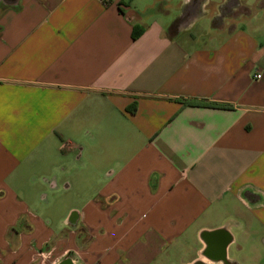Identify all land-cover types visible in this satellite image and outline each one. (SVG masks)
Here are the masks:
<instances>
[{
	"label": "crops",
	"instance_id": "1",
	"mask_svg": "<svg viewBox=\"0 0 264 264\" xmlns=\"http://www.w3.org/2000/svg\"><path fill=\"white\" fill-rule=\"evenodd\" d=\"M230 1L0 0V264H264V0Z\"/></svg>",
	"mask_w": 264,
	"mask_h": 264
},
{
	"label": "trees",
	"instance_id": "2",
	"mask_svg": "<svg viewBox=\"0 0 264 264\" xmlns=\"http://www.w3.org/2000/svg\"><path fill=\"white\" fill-rule=\"evenodd\" d=\"M142 31H143L142 28H140L139 26H136L134 28V33H133L134 38L139 37L140 34L142 33ZM184 104H186V105H192V106H204V105H206L205 103H202V102L187 101V100L184 101ZM210 106H212V107H221L223 105H219V104H215L214 103V104H211Z\"/></svg>",
	"mask_w": 264,
	"mask_h": 264
},
{
	"label": "water",
	"instance_id": "3",
	"mask_svg": "<svg viewBox=\"0 0 264 264\" xmlns=\"http://www.w3.org/2000/svg\"><path fill=\"white\" fill-rule=\"evenodd\" d=\"M8 1H13V0H8ZM233 2L238 3L237 0H231L228 5L229 6L231 5V7H233L234 6V4L232 5Z\"/></svg>",
	"mask_w": 264,
	"mask_h": 264
},
{
	"label": "built area",
	"instance_id": "4",
	"mask_svg": "<svg viewBox=\"0 0 264 264\" xmlns=\"http://www.w3.org/2000/svg\"><path fill=\"white\" fill-rule=\"evenodd\" d=\"M256 77H257V78H261V77H262V73H258V74L256 75ZM97 264H99V263H97Z\"/></svg>",
	"mask_w": 264,
	"mask_h": 264
},
{
	"label": "clouds",
	"instance_id": "5",
	"mask_svg": "<svg viewBox=\"0 0 264 264\" xmlns=\"http://www.w3.org/2000/svg\"><path fill=\"white\" fill-rule=\"evenodd\" d=\"M5 111H6V110H5ZM8 119H9V120H11V119H12V117H10V116H9V117H8Z\"/></svg>",
	"mask_w": 264,
	"mask_h": 264
},
{
	"label": "rangeland",
	"instance_id": "6",
	"mask_svg": "<svg viewBox=\"0 0 264 264\" xmlns=\"http://www.w3.org/2000/svg\"><path fill=\"white\" fill-rule=\"evenodd\" d=\"M103 133V130L101 131V134Z\"/></svg>",
	"mask_w": 264,
	"mask_h": 264
},
{
	"label": "flooded vegetation",
	"instance_id": "7",
	"mask_svg": "<svg viewBox=\"0 0 264 264\" xmlns=\"http://www.w3.org/2000/svg\"><path fill=\"white\" fill-rule=\"evenodd\" d=\"M227 10V9H226Z\"/></svg>",
	"mask_w": 264,
	"mask_h": 264
}]
</instances>
